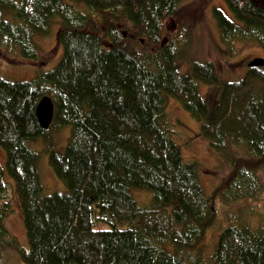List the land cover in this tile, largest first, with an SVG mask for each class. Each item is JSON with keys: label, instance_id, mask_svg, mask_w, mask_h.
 Listing matches in <instances>:
<instances>
[{"label": "trees", "instance_id": "trees-1", "mask_svg": "<svg viewBox=\"0 0 264 264\" xmlns=\"http://www.w3.org/2000/svg\"><path fill=\"white\" fill-rule=\"evenodd\" d=\"M182 1L0 0L3 59L47 63L52 52L40 54L33 35L51 24L62 49L58 64L30 81L0 77V149L28 244L25 251L4 227L11 187L0 166V264L11 252L22 264H264V72L247 68L242 79L221 82L213 64L191 62L181 74L170 46L184 31L189 6ZM222 1L230 16L212 11L221 39L264 53V6ZM202 86L210 89L205 97ZM43 97L53 104L47 130L35 116ZM169 99L228 166L209 196L198 165L184 162L173 141ZM66 127L58 152L52 136ZM36 141L65 192L42 197L39 153L30 148ZM132 190L148 193V203L140 207ZM242 202L248 210L227 215L229 225L203 257L217 207Z\"/></svg>", "mask_w": 264, "mask_h": 264}, {"label": "rangeland", "instance_id": "rangeland-1", "mask_svg": "<svg viewBox=\"0 0 264 264\" xmlns=\"http://www.w3.org/2000/svg\"><path fill=\"white\" fill-rule=\"evenodd\" d=\"M264 6V0H257ZM183 5L189 6L183 21L184 31L172 35L173 43L170 46L175 52H179L176 63L181 74L189 72L191 62L211 63L217 71L221 82H235L244 76L247 71V63L255 58H263V51L256 45L244 41L224 42L221 39L217 24L212 16L213 9H218L230 16L225 3L222 0H183ZM6 19H11L8 15ZM168 32L175 30L172 28V21H167ZM57 24H51L47 34L35 33L33 42L40 54L49 53L47 63L40 59L36 67L24 63L19 56L7 57L3 59L0 47V77L8 82L30 81L40 73L51 71L59 62L62 49L56 46ZM165 39V38H163ZM167 43V39H165ZM51 55L53 56L52 58ZM14 59V60H12ZM24 63V64H23ZM264 72V67L261 68ZM200 93L203 97L210 93V89L202 86ZM166 113L168 121L173 130V141L180 147L184 162H194L198 165V178L205 194L209 196L225 179L228 166L221 160L216 152L212 151L207 140L199 136V124L195 122L188 113L174 100L167 101ZM70 135V128L61 129L52 136V144L56 151L62 152ZM39 141L30 143V148L39 153L37 160V171L42 183V197L51 196L65 192L62 182L55 176L47 164V156L43 154L42 144ZM0 166L4 172V181L11 187L9 190V200L12 210L4 218L3 224L8 233L15 237L22 249L28 250L27 237L23 225L22 213L16 197L14 183L7 175L5 167V153L0 149ZM131 194L136 203L142 207L149 201V194L144 191L132 190ZM246 202L232 204L229 206L217 207L218 227L207 233L206 241L202 244L201 255L206 257L210 254L218 234L225 229L229 222L227 215L239 214L240 209H247ZM243 210V211H247ZM253 217L251 218V221ZM96 228L108 229L105 224H96ZM199 246L200 250L202 249ZM10 254V253H9ZM7 264V263H6ZM8 264H22L19 256L11 252Z\"/></svg>", "mask_w": 264, "mask_h": 264}, {"label": "water", "instance_id": "water-1", "mask_svg": "<svg viewBox=\"0 0 264 264\" xmlns=\"http://www.w3.org/2000/svg\"><path fill=\"white\" fill-rule=\"evenodd\" d=\"M165 43L163 39L162 44ZM248 68H262L264 67L263 58H255L247 64ZM35 116L41 129L47 130L53 119V104L47 97H43L36 106Z\"/></svg>", "mask_w": 264, "mask_h": 264}]
</instances>
